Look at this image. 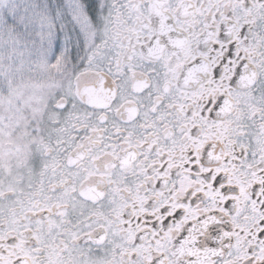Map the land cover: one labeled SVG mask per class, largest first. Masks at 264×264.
<instances>
[{
	"label": "snow or ice",
	"instance_id": "snow-or-ice-1",
	"mask_svg": "<svg viewBox=\"0 0 264 264\" xmlns=\"http://www.w3.org/2000/svg\"><path fill=\"white\" fill-rule=\"evenodd\" d=\"M0 264H264V0H0Z\"/></svg>",
	"mask_w": 264,
	"mask_h": 264
}]
</instances>
